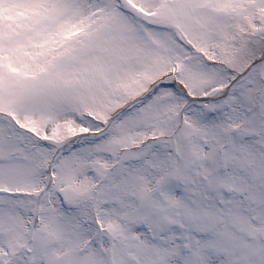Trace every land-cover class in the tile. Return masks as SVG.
Returning a JSON list of instances; mask_svg holds the SVG:
<instances>
[{"label": "rangeland", "instance_id": "obj_1", "mask_svg": "<svg viewBox=\"0 0 264 264\" xmlns=\"http://www.w3.org/2000/svg\"><path fill=\"white\" fill-rule=\"evenodd\" d=\"M129 1L142 14L140 20L121 14L112 0H0V111L11 113L42 135L62 142L85 128L102 129L108 115L139 95L148 83L173 71L177 70L178 81L195 96L218 95L229 86L235 75L205 65L200 55L187 49V42L212 61L225 60L222 63L228 70L240 73L264 51L261 39L264 30H260L264 28V0ZM152 21H161L165 26H153ZM183 102L170 91H159L142 109L125 117L118 129L115 125L108 137L71 150L74 152L62 158L56 167L57 185L65 186L69 197L81 199L74 212L90 216L91 222L96 178L102 183V190L115 176L107 182L110 177L102 172L106 167L111 166L112 170L119 165L118 160L111 162V154L122 160L127 154L119 149L136 144L145 135L156 139L172 133L173 151L166 152L167 161L160 164L173 163L186 147L194 156V162L188 165L192 172L187 186L164 182L160 187H172L176 195L185 191L184 206L195 221L180 241L186 243L189 253L181 254L180 247L184 245L181 242L177 247L171 246V236L166 237L163 250L152 248L145 240L146 233L138 227L129 228L130 234L138 233L135 241H131V235L120 242L121 246L116 247L114 241L113 252L116 249L117 256H125L131 264H169L178 256L181 264H198L204 258L201 253L205 264H264V236L253 239L264 231L254 232L264 227V219L258 220L264 217V64L252 69L241 84L232 87L216 103L222 112L214 117L205 115L206 107L213 101L193 105L182 115L179 108ZM85 112L92 113L94 119L83 117ZM180 116H184L182 131L177 126ZM96 119L102 124L96 123ZM0 120L8 125L6 118ZM237 129L259 138L241 142L233 134ZM3 132L0 125L3 149L19 151L20 147L6 141ZM37 148L10 157L21 161L5 169L7 176L0 175V187L37 190L45 187L47 174L42 173V167L51 152ZM221 153L223 158L217 161ZM130 155L133 154L127 156ZM146 156L148 162L124 166L118 175L124 180L123 189L129 190L128 194L118 191L115 185L104 190L102 198L113 200L116 206L111 201L101 206L98 202V222L112 235L113 227L124 223L118 211L128 215L129 221L142 223L141 227L148 225L151 231L157 229L161 234L166 220L190 224L174 204L164 205L165 196H147L156 183L151 177L159 173L152 171L148 177L149 165L156 163V157L155 152ZM206 158L209 162L203 168ZM223 161L226 167L220 169L218 165ZM5 162L0 157V163ZM181 163L177 159L175 165L180 167ZM12 168L18 176L12 174ZM3 171L2 168L0 172ZM166 176L176 177L169 171ZM223 189H230L231 196L225 197ZM50 196H54L53 192ZM209 199L221 200L223 204L209 205ZM170 201L176 202L177 198ZM53 204L60 207L57 199ZM2 211L7 221L4 224L13 223L12 208ZM231 213L240 222L237 226L228 218ZM73 215L57 214L52 207L42 204L39 227L61 236L58 249L68 256L59 254L60 258L64 256L62 264H101L108 241L103 237L90 242L85 253L78 252L86 236ZM46 216L48 222L44 224ZM221 228L220 238L215 239L212 230ZM237 228L242 229L241 233L235 231ZM198 230L208 235L196 238ZM91 233L89 229L88 239ZM50 236L39 237L40 243L51 239ZM37 247L40 264L60 263H45L43 260L48 258L44 255L49 256L45 253L46 243ZM114 264H120L119 260L115 258Z\"/></svg>", "mask_w": 264, "mask_h": 264}]
</instances>
